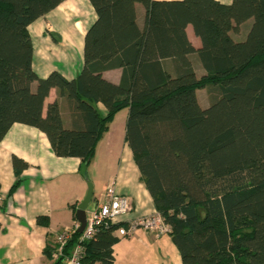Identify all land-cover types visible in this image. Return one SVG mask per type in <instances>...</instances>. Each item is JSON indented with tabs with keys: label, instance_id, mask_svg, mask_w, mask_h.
<instances>
[{
	"label": "trees",
	"instance_id": "obj_1",
	"mask_svg": "<svg viewBox=\"0 0 264 264\" xmlns=\"http://www.w3.org/2000/svg\"><path fill=\"white\" fill-rule=\"evenodd\" d=\"M63 1L0 0V142L14 123L36 127L57 156L80 158L83 171L127 108L125 143L183 264H264V0H89L97 18L82 70L71 80L59 71L41 78L29 25ZM116 68L118 83L103 76ZM52 88L58 97L46 107ZM13 165L17 175L28 167L16 156ZM128 223L100 225L82 242L81 264H115L114 231ZM79 236L75 230L57 260L55 240L44 253L63 264Z\"/></svg>",
	"mask_w": 264,
	"mask_h": 264
},
{
	"label": "crops",
	"instance_id": "obj_2",
	"mask_svg": "<svg viewBox=\"0 0 264 264\" xmlns=\"http://www.w3.org/2000/svg\"><path fill=\"white\" fill-rule=\"evenodd\" d=\"M218 1L231 4L233 0ZM137 11L138 23L143 26V6L138 4ZM74 14L78 17L72 19L77 30L71 35V41H76L75 47H65V33L71 32L70 19ZM96 18L89 0H64L44 17L31 23L33 68L37 75L45 78L52 71H59L65 78L74 79L83 68L84 38ZM250 23L251 20L243 23L233 37L243 40ZM186 32L192 45L196 49L201 48L202 41L191 24ZM121 74V68L103 72L106 79L115 83L120 81ZM57 97V89L52 88L45 106ZM97 107L102 114H106L102 103H98ZM125 146L129 148L126 143ZM14 156L28 163L19 175L13 165ZM121 161L122 158L115 177L108 179L97 196L93 192L89 206L94 209L105 199L106 187L114 184L117 193L125 195L132 206L131 211L118 220L131 221L157 211L136 164ZM81 164L78 157L57 156L47 135L40 129L22 123L11 126L0 142V264H52L53 261L44 253L48 241H54L57 233L74 229L79 223L75 217L77 206L88 189V177L85 170H81ZM17 180L19 185L10 194ZM73 206L76 207L75 212ZM38 217H47L48 224H40ZM114 235L117 237L114 244L115 264H183L170 233L157 234L138 228L131 235H120L117 228Z\"/></svg>",
	"mask_w": 264,
	"mask_h": 264
},
{
	"label": "built area",
	"instance_id": "obj_3",
	"mask_svg": "<svg viewBox=\"0 0 264 264\" xmlns=\"http://www.w3.org/2000/svg\"><path fill=\"white\" fill-rule=\"evenodd\" d=\"M104 197L103 201L87 213L86 226L82 233H80L78 242L73 247L71 253L66 257L65 262L67 264H81V258L84 254L82 242L91 239L100 225L106 223L108 220L116 221L132 209L129 199L125 195L117 193L114 184L106 187ZM78 227L79 223L76 224L74 229H66L57 233L54 241L55 249L52 253L53 260H57L64 255V247ZM138 228L151 230L157 234L169 233L170 231V226L165 223L161 214L155 211L152 214L129 221L127 226L119 227L118 232L120 235H131Z\"/></svg>",
	"mask_w": 264,
	"mask_h": 264
},
{
	"label": "rangeland",
	"instance_id": "obj_4",
	"mask_svg": "<svg viewBox=\"0 0 264 264\" xmlns=\"http://www.w3.org/2000/svg\"><path fill=\"white\" fill-rule=\"evenodd\" d=\"M67 13H70V11ZM76 15H79V12L76 11ZM74 18L78 17L74 14V16L70 19L71 27L69 30L71 32L65 33V37L67 39L63 42L65 47H69L71 45L72 47H75L76 41H71V35L77 31L75 30V26L72 24V19ZM78 27L80 30L83 29L82 26ZM56 35L62 38L59 33H56ZM197 92L202 105L206 106L210 103L208 93L205 89H200ZM127 116V108H122L115 113L110 122L109 130L101 138L99 148H96L92 163L88 166V168H85V172L88 177L87 184L91 183L93 185V192H95V196L99 194L100 189L105 186L111 176L115 177L121 158L122 163L134 162L130 149L125 146ZM88 209L92 208L89 206Z\"/></svg>",
	"mask_w": 264,
	"mask_h": 264
},
{
	"label": "water",
	"instance_id": "obj_5",
	"mask_svg": "<svg viewBox=\"0 0 264 264\" xmlns=\"http://www.w3.org/2000/svg\"><path fill=\"white\" fill-rule=\"evenodd\" d=\"M93 199V185L88 183V189L85 197L80 201L76 210V218L79 222L77 231L82 233L87 223L88 206Z\"/></svg>",
	"mask_w": 264,
	"mask_h": 264
}]
</instances>
